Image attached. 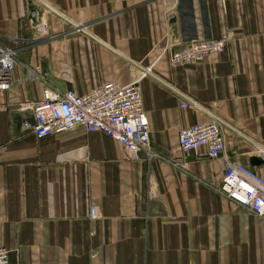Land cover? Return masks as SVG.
I'll return each instance as SVG.
<instances>
[{"label":"crops","instance_id":"0c3cea01","mask_svg":"<svg viewBox=\"0 0 264 264\" xmlns=\"http://www.w3.org/2000/svg\"><path fill=\"white\" fill-rule=\"evenodd\" d=\"M0 35L18 55L13 86L0 90L8 264H264V223L216 192L223 158L178 145L180 129L215 115L224 153L264 177V0H0ZM217 38L224 49L201 62L168 59L172 44ZM150 65L140 90L151 146L172 163L131 160L82 126L34 135L45 84L27 67L82 95ZM92 203L101 218L90 220Z\"/></svg>","mask_w":264,"mask_h":264},{"label":"built area","instance_id":"2783aa9c","mask_svg":"<svg viewBox=\"0 0 264 264\" xmlns=\"http://www.w3.org/2000/svg\"><path fill=\"white\" fill-rule=\"evenodd\" d=\"M35 27L42 29V21ZM1 38V35H0ZM226 45L225 38L194 39L173 49L168 46V59L172 64H194L207 55L221 52ZM18 63L16 48L0 44V90L9 89L14 84L13 71ZM152 73V65L143 68L128 83L117 80L107 81L79 95L73 88L60 90L47 80V71L40 67H27L26 74L44 82L43 99L33 103L34 116L32 130L37 138L60 133L76 126L86 131H102L120 142L131 160L151 161L161 157L151 146L150 128L140 90V81ZM196 107H199L194 103ZM187 103H182L186 107ZM178 145L182 152L197 153L213 159L222 157L224 173L216 192L236 205L244 207L249 213L264 223V177L253 167L231 159L225 152L221 124L215 115L201 122L180 129ZM102 217L96 204L89 206L90 220ZM0 264H8V250L0 247Z\"/></svg>","mask_w":264,"mask_h":264},{"label":"water","instance_id":"95a60500","mask_svg":"<svg viewBox=\"0 0 264 264\" xmlns=\"http://www.w3.org/2000/svg\"><path fill=\"white\" fill-rule=\"evenodd\" d=\"M250 161L252 165H257L262 162V160L256 156H252Z\"/></svg>","mask_w":264,"mask_h":264}]
</instances>
